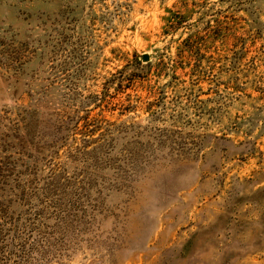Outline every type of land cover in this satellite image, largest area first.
<instances>
[{"label":"rangeland","instance_id":"rangeland-1","mask_svg":"<svg viewBox=\"0 0 264 264\" xmlns=\"http://www.w3.org/2000/svg\"><path fill=\"white\" fill-rule=\"evenodd\" d=\"M0 264H264V0H0Z\"/></svg>","mask_w":264,"mask_h":264},{"label":"water","instance_id":"water-1","mask_svg":"<svg viewBox=\"0 0 264 264\" xmlns=\"http://www.w3.org/2000/svg\"><path fill=\"white\" fill-rule=\"evenodd\" d=\"M145 58H147V57H145Z\"/></svg>","mask_w":264,"mask_h":264}]
</instances>
